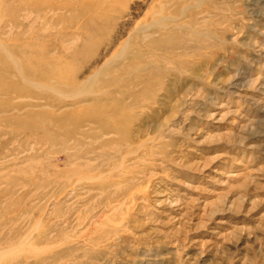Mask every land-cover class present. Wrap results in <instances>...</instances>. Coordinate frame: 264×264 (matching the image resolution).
Instances as JSON below:
<instances>
[{"label": "rangeland", "instance_id": "rangeland-1", "mask_svg": "<svg viewBox=\"0 0 264 264\" xmlns=\"http://www.w3.org/2000/svg\"><path fill=\"white\" fill-rule=\"evenodd\" d=\"M0 264H264V0H0Z\"/></svg>", "mask_w": 264, "mask_h": 264}, {"label": "bare ground", "instance_id": "bare-ground-1", "mask_svg": "<svg viewBox=\"0 0 264 264\" xmlns=\"http://www.w3.org/2000/svg\"><path fill=\"white\" fill-rule=\"evenodd\" d=\"M108 221V220H107Z\"/></svg>", "mask_w": 264, "mask_h": 264}]
</instances>
